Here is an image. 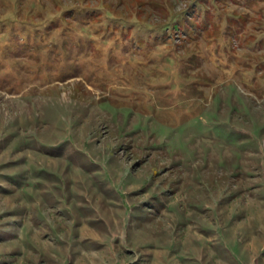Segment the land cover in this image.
Here are the masks:
<instances>
[{"label":"rangeland","instance_id":"obj_1","mask_svg":"<svg viewBox=\"0 0 264 264\" xmlns=\"http://www.w3.org/2000/svg\"><path fill=\"white\" fill-rule=\"evenodd\" d=\"M0 264H264V0H0Z\"/></svg>","mask_w":264,"mask_h":264}]
</instances>
